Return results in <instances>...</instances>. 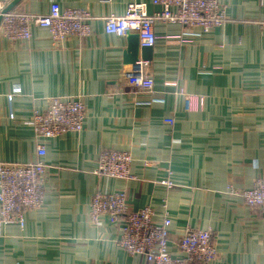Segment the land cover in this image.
Returning <instances> with one entry per match:
<instances>
[{
    "label": "crops",
    "instance_id": "1",
    "mask_svg": "<svg viewBox=\"0 0 264 264\" xmlns=\"http://www.w3.org/2000/svg\"><path fill=\"white\" fill-rule=\"evenodd\" d=\"M219 1L227 20L211 32L155 23L152 94L123 83L128 37L104 23L130 3L159 12L152 0H21L11 9L85 10L92 34L57 43L35 27L30 40L10 42L0 30V162L36 160L26 122L52 98L81 97L87 107L81 133L46 141L42 207L26 213L24 227L0 223V264H148L119 246L124 222L91 224L97 191L124 192L129 210L150 206L157 223L168 216L174 257L185 231L198 228L212 231L219 251L207 264H264V216L232 194L264 179V0ZM106 149L132 154L131 178L95 173Z\"/></svg>",
    "mask_w": 264,
    "mask_h": 264
},
{
    "label": "built area",
    "instance_id": "2",
    "mask_svg": "<svg viewBox=\"0 0 264 264\" xmlns=\"http://www.w3.org/2000/svg\"><path fill=\"white\" fill-rule=\"evenodd\" d=\"M159 12L149 14L141 3H130L124 15L110 14L104 18L108 34L127 37L137 34L141 47H153L158 37L156 22L177 23L187 29L211 32L223 26L227 20V8L219 0H152ZM0 5V30L10 42L32 38V29L45 28L51 38L61 43L71 37L86 38L92 34L89 12L76 8L62 10L53 3L48 14H30L10 10L3 13ZM264 23V21L262 22ZM127 86L154 93V80L150 61L140 58L122 76ZM20 91L15 89V93ZM189 109L193 96H185ZM87 107L81 97L52 98L49 106L34 112L27 120L35 134L36 160L17 164L0 162V223H16L25 226L26 213L42 207L49 166L44 162L47 154L46 141L63 134L81 133L84 129ZM165 123L174 125L168 118ZM132 154L124 150L106 149L98 156V176L131 178ZM172 188L170 178L160 180ZM246 206L264 216V179H257L252 188L234 191ZM112 222H124L119 246L131 256H143L148 264H207L218 259L219 251L209 229L189 228L181 237L178 249L182 257H174L170 251V227L172 220L164 216L160 223L155 220V211L146 206L129 210L124 192L104 193L97 191L89 206V219L99 225L103 217Z\"/></svg>",
    "mask_w": 264,
    "mask_h": 264
},
{
    "label": "water",
    "instance_id": "3",
    "mask_svg": "<svg viewBox=\"0 0 264 264\" xmlns=\"http://www.w3.org/2000/svg\"><path fill=\"white\" fill-rule=\"evenodd\" d=\"M21 0H14L8 5L3 13L13 9ZM2 17L0 16V23ZM127 49L124 52L123 59L127 65H134L140 58L151 61L153 59L152 47H141L137 34L130 33L128 36Z\"/></svg>",
    "mask_w": 264,
    "mask_h": 264
},
{
    "label": "rangeland",
    "instance_id": "4",
    "mask_svg": "<svg viewBox=\"0 0 264 264\" xmlns=\"http://www.w3.org/2000/svg\"><path fill=\"white\" fill-rule=\"evenodd\" d=\"M92 224V223H91ZM96 226V225H95Z\"/></svg>",
    "mask_w": 264,
    "mask_h": 264
}]
</instances>
